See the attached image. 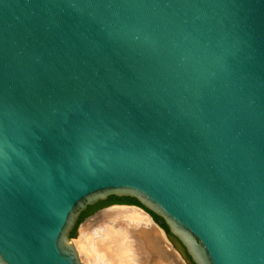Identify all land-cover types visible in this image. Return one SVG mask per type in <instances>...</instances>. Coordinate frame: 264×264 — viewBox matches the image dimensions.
I'll return each mask as SVG.
<instances>
[{
    "label": "water",
    "instance_id": "95a60500",
    "mask_svg": "<svg viewBox=\"0 0 264 264\" xmlns=\"http://www.w3.org/2000/svg\"><path fill=\"white\" fill-rule=\"evenodd\" d=\"M109 197L264 264V0H0V264H82Z\"/></svg>",
    "mask_w": 264,
    "mask_h": 264
},
{
    "label": "bare ground",
    "instance_id": "6f19581e",
    "mask_svg": "<svg viewBox=\"0 0 264 264\" xmlns=\"http://www.w3.org/2000/svg\"><path fill=\"white\" fill-rule=\"evenodd\" d=\"M80 232L83 245L75 246L83 264H171L175 259L165 249L161 228L138 207L98 211Z\"/></svg>",
    "mask_w": 264,
    "mask_h": 264
},
{
    "label": "trees",
    "instance_id": "16d2710c",
    "mask_svg": "<svg viewBox=\"0 0 264 264\" xmlns=\"http://www.w3.org/2000/svg\"><path fill=\"white\" fill-rule=\"evenodd\" d=\"M114 203H119V204H125V205H133L136 206L140 209H142L144 212H146L148 215H150L153 219L156 218L154 214L149 212L147 209L142 207L136 200L131 199V198H116V197H110L106 202H98V204H95L93 206H88L87 209L81 213L80 218H79V223L87 216L93 214L96 210L114 204ZM74 236V231L71 233V237Z\"/></svg>",
    "mask_w": 264,
    "mask_h": 264
},
{
    "label": "rangeland",
    "instance_id": "374dc122",
    "mask_svg": "<svg viewBox=\"0 0 264 264\" xmlns=\"http://www.w3.org/2000/svg\"><path fill=\"white\" fill-rule=\"evenodd\" d=\"M113 206H122V207H136V206H131V205H112V206H106V207H103V208H100L96 211H101V210H104L106 208H110V207H113ZM95 211V212H96ZM94 212V213H95ZM91 214L87 217L84 218V220H82V222L77 226V228L75 229V232H76V237L75 238H71V242L74 244V245H78L79 243H81V245H83L82 243V237L81 236V232H80V227L82 226V224L90 217H92L93 215L95 214ZM164 233V232H163ZM164 235V234H163ZM164 245H168L165 247V249L167 250V253L169 254V256L175 258L174 259V262L171 263V264H185L184 260L181 258V256L178 254V252L174 249V247L170 244V242L166 239V237L164 236ZM80 241V242H79ZM77 242V243H76ZM76 247V246H75ZM173 255V256H172ZM80 258V256H79ZM80 261L82 263V260L80 258ZM177 261V262H176ZM83 264V263H82Z\"/></svg>",
    "mask_w": 264,
    "mask_h": 264
},
{
    "label": "flooded vegetation",
    "instance_id": "af4514ba",
    "mask_svg": "<svg viewBox=\"0 0 264 264\" xmlns=\"http://www.w3.org/2000/svg\"><path fill=\"white\" fill-rule=\"evenodd\" d=\"M109 198H110V197H109ZM109 198H108V199H109ZM108 199H107V200H108ZM107 200H106V201H107ZM106 201H103V202H106ZM97 204H98V203H97ZM112 205H125V204L114 203V204H111V205H108V206H112Z\"/></svg>",
    "mask_w": 264,
    "mask_h": 264
}]
</instances>
